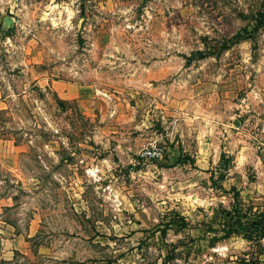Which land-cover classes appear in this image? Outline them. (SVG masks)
Here are the masks:
<instances>
[{
	"label": "rangeland",
	"instance_id": "374dc122",
	"mask_svg": "<svg viewBox=\"0 0 264 264\" xmlns=\"http://www.w3.org/2000/svg\"><path fill=\"white\" fill-rule=\"evenodd\" d=\"M262 1L0 0V264H264Z\"/></svg>",
	"mask_w": 264,
	"mask_h": 264
},
{
	"label": "trees",
	"instance_id": "16d2710c",
	"mask_svg": "<svg viewBox=\"0 0 264 264\" xmlns=\"http://www.w3.org/2000/svg\"><path fill=\"white\" fill-rule=\"evenodd\" d=\"M264 27V0L257 11L253 25V32H258ZM185 155L179 156L175 162H185ZM237 199V198H236ZM223 231L218 238L241 236L255 243H260L264 238V212L245 209L236 200L230 209H221L217 215ZM217 237V236H215ZM216 239V238H215Z\"/></svg>",
	"mask_w": 264,
	"mask_h": 264
},
{
	"label": "crops",
	"instance_id": "0c3cea01",
	"mask_svg": "<svg viewBox=\"0 0 264 264\" xmlns=\"http://www.w3.org/2000/svg\"><path fill=\"white\" fill-rule=\"evenodd\" d=\"M53 89H54V91L58 92V94H60V96L63 99L70 100V99H74V98H77L78 97V98H80V102L81 103H84V99H83V95H82V93L84 92V91H82L84 89V87H82V86L75 87V86H73L71 84H66V85L64 84L62 86V89H61L60 84L56 83V84L53 85ZM142 127H143V124H142ZM142 127H140V129L143 130L144 127H147V126L144 125V127L143 128ZM138 134L141 135V134H144V132L143 131H140V133H138ZM123 138H129V137H123ZM131 144H132V142H130L128 145H125V144L120 145V147L130 148V149L133 148V149H135V146L136 145H134V147H132Z\"/></svg>",
	"mask_w": 264,
	"mask_h": 264
},
{
	"label": "built area",
	"instance_id": "2783aa9c",
	"mask_svg": "<svg viewBox=\"0 0 264 264\" xmlns=\"http://www.w3.org/2000/svg\"><path fill=\"white\" fill-rule=\"evenodd\" d=\"M164 149L155 140L141 148L135 157L141 160H159L163 157Z\"/></svg>",
	"mask_w": 264,
	"mask_h": 264
}]
</instances>
